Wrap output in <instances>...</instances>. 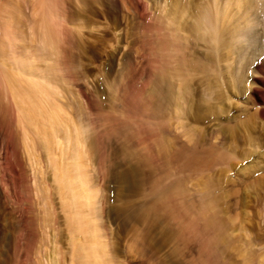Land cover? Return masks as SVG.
<instances>
[{
	"label": "rangeland",
	"instance_id": "rangeland-1",
	"mask_svg": "<svg viewBox=\"0 0 264 264\" xmlns=\"http://www.w3.org/2000/svg\"><path fill=\"white\" fill-rule=\"evenodd\" d=\"M177 1L180 0H13L19 7L14 50L18 56L35 55L39 73L47 72L52 86L59 91L57 100L75 123L88 131L85 143L92 152L88 172L98 195L97 221L102 241L112 251L113 264H216L212 256L214 234L202 213L204 182L208 181L217 185L215 195L221 196L219 217L233 228L224 260L243 264L240 253L244 243L254 242L259 232L264 234V146L253 148L254 144L248 142L250 148L237 137L245 132L240 125L264 109V100L256 101L252 92L260 85L257 81L262 77L264 54L255 57L249 67L246 90L226 88L230 101H213V106L204 102L200 86L204 73L195 71L189 78L191 90L187 98L192 102L188 116L182 120L187 123L185 129L178 128L177 122L175 126L174 120H157L151 114L154 104L149 103V93L158 74L162 70L168 73L163 82L166 95L184 86L174 76V58L185 55L192 61L212 65L214 72L219 62L212 44L186 27L188 23L191 27L200 8L225 6L228 0H182L179 21L173 23ZM229 1L232 6L227 25L235 28L244 22V9L237 6L238 0ZM4 2L0 0V6ZM47 13L53 18L57 39H61L59 54L43 50L40 22ZM261 28L260 34L264 31ZM174 31L179 34L178 40L173 37ZM260 37L264 43V36ZM52 65L55 70L50 69ZM3 77L0 56V264H71V230L48 150L43 149L35 134L25 138L17 105L2 88ZM167 103L166 114L171 117L172 103ZM188 129L196 141L203 136L201 142H207L199 147L201 163L188 169L183 161L177 163L172 158L167 164L160 162L163 144L169 143V154L176 152L175 144L179 149L180 145L189 149L194 145L192 141L188 144ZM223 136L227 138L225 142ZM170 139L172 142L167 141ZM257 142L263 145L264 140ZM228 147L234 150L229 148L230 152ZM226 150L232 158L220 159ZM55 151L53 154L63 164L65 159ZM157 186L172 188L170 203L161 205L155 199ZM263 243H256V250L264 252Z\"/></svg>",
	"mask_w": 264,
	"mask_h": 264
},
{
	"label": "bare ground",
	"instance_id": "bare-ground-1",
	"mask_svg": "<svg viewBox=\"0 0 264 264\" xmlns=\"http://www.w3.org/2000/svg\"><path fill=\"white\" fill-rule=\"evenodd\" d=\"M231 2L232 1L228 0L225 6H219V4L216 2V4L218 5L214 4L213 7L206 6L202 9L200 8V12L198 13L197 17L194 18L195 21L193 22L191 27H189L190 23L187 24V30H192L195 33V36L197 35V37H201V39L205 40L206 42L208 41V44H212L213 54L214 56L216 55L219 58L218 66L216 67L217 69L214 72L212 65L204 63L202 61H192L191 59H188L185 55L183 57L174 58L176 64L173 66L174 76L178 78L180 82L184 84V86L177 87L179 88V92L176 91L177 93H174L173 90H170V93L166 95L163 91V82L168 73L167 71L162 70V72L158 74L154 82L153 91L152 93H149L151 94L149 103L152 102L154 104V107L152 106L153 109L151 114H153L154 117L158 118L157 120H174L175 123H173L175 124V126L177 122L178 128L185 129V125L187 123H185L186 121L183 122L182 120L185 118V115H187V110H189L192 102L189 97L187 98V95L190 93L191 90V83L189 78L194 76L195 71H201L202 73H204V77L200 82V86L201 88H203L202 91L204 94L203 96H205V104L211 105L213 101H221L222 103L225 101H230L229 97L227 96L229 94H226L225 92L226 88L236 89L237 91L246 90V81L248 80L247 71L249 70L251 64H253V61L257 59H255V57L264 54V43L262 41L263 38L260 37V35L264 36V31L262 34H260L259 30V27H262L261 29L264 30V0H238L237 6L241 8V10L244 9V22L243 24L241 23L242 25L239 24L235 28L227 25L230 18L229 11L232 6ZM176 4V17L172 21L173 23H177L179 21V10L182 6V0L177 1ZM137 6L139 5L137 4ZM189 9L190 7L188 8V11ZM48 14L49 13L44 15L42 21L40 22V29L42 30L41 31L39 29L41 33L40 39H42L41 43H43V50H45L46 53L50 52V54L52 53L53 55L55 52V54H59L58 52L61 46L59 44L60 41H58V39H61H57V30L54 29L55 27H53L54 25H52L53 18L51 17V15ZM18 17V4L14 3L13 0H5V2L2 3V6H0V29L2 31L3 36V40H1L0 42V56L4 75L2 88L11 95L17 105L23 131H25V138H27V136H30L29 133L35 134V137H38V139L40 138L39 141L43 145V149L45 147L48 150V157L50 158L49 161L52 164L51 167H53L54 169V179L56 182L55 184L58 186L59 191L62 195L63 205L66 209L63 210L67 211L66 222L69 223V229L71 230V241L69 240V242L72 244L71 264H113V254L111 253L112 251L110 252L108 243L102 241L99 224L97 221L96 198L98 195L96 196V191L93 189L94 186L91 184V176H89L90 174L88 172V157L89 154L91 155L92 152L89 153L90 149H88L89 147L87 148L85 143V133L87 134L88 131L86 132L82 125L76 124V120H73V118L69 116L64 107L58 101L59 97H57V93H59V91L57 89V92L55 90L56 88L52 86V83L50 81L51 78H49L50 76L47 75V72L46 75L39 73V69L35 64V59H33L35 55L30 57L31 55L28 56L29 54L24 55V53H22L23 55L18 56L17 53H15L14 48L16 47V42L18 38L16 30V22L18 21ZM173 33H175L173 37L178 40V32L174 31ZM222 62L224 64L223 66L221 65ZM260 66L262 77L258 79L257 82H259V84L264 88V65L260 64ZM54 68L55 66L52 65L50 69L55 70ZM169 68L170 67H168V69ZM260 85H258V87H255L252 92L253 96L255 97V100L257 99L258 101L262 102V100H264V90H260ZM130 96L131 93L129 94V97ZM127 99L129 100V98ZM169 100L172 103L171 107L173 108L172 110L174 112L172 115L170 114L171 117L166 114L167 109L169 108L167 103ZM125 101L127 102L126 99ZM144 101L145 100H143V102ZM135 103L136 102H134V105ZM143 107L144 105L141 106V108ZM259 118H261L260 120H262L263 123L259 122ZM157 124H161V122H158ZM168 124L170 125L172 123ZM240 126L247 133L244 132V134L242 132L239 134V138L237 137V140L239 142L246 141V144H248V142H252L254 144L253 148H259V146H264L263 142V145H261L260 142V144L257 142L259 140H264V135L262 134L264 133V109L257 110ZM160 128H162V126ZM164 128L165 126L163 127V130ZM165 130L167 131L166 128ZM179 130L180 129H178L177 131ZM238 130L240 131V129ZM186 132L187 133L185 134L187 136L189 135L188 137L190 142H188V144H191V141L192 144L194 143V145L191 146L190 149V146L185 143L186 146H189L187 147L189 151L186 150L187 148L184 147V145L179 146L181 149L180 150L177 146L178 144H175L174 147L176 146L179 150L174 148L176 152L174 153L172 151L174 154H169L170 150L169 147L166 145L168 143L167 141H172L171 139L167 141L164 140V142L167 143L166 145H164L162 142L163 147L162 149H160L161 152L159 151V156L157 155L158 158L162 157V159H160V162L164 161V163L167 164L168 159L172 158V160H176L177 163L183 161V165L185 166V168L188 169H191L192 166H194L195 164L201 163V152L199 151V147H201V145L205 146L207 142H201L204 139L203 136L202 140L200 137V139H197L196 141L194 139L195 137H193L194 133L192 134V131H190L189 129ZM201 132H199L198 134H200ZM233 136H235V134ZM177 139L179 140V137ZM226 140V136H223L222 141L225 142ZM236 143L235 145H239ZM250 144L251 143H249L248 145L251 148ZM224 145L226 144L223 143V146ZM160 146L162 145L160 144ZM229 148L230 147H228V149ZM230 149L232 150L233 147ZM55 150L59 151V153ZM54 151L55 153H58L59 157L65 159V162L63 164L59 163L60 161L58 162V159L56 157L57 155L53 154ZM230 152L226 150L223 153V157L220 159L226 160L230 157L232 158ZM228 161L229 160H227L226 163ZM261 167L264 168L263 165ZM204 183L205 187L203 189H205V196L203 197L204 203L202 202L204 204L202 213H204L205 215L204 221L207 225V228H209L215 236H213V245H215V249L213 248L214 253H212V256L214 257L216 264H228V262H226L227 260H224V253L225 248L229 247L231 243L229 240L232 237L231 230H233V228L230 229L229 222L222 220L221 217H219L221 216V214L219 215V200H221V196L218 197L215 195L217 191V185H214V183L210 181H208L207 184L206 182ZM157 187L156 189L154 188L156 194L154 195L155 199L160 200L161 205L162 203L169 202L171 198L172 188L170 189L167 186H159L160 188H162L158 189L159 187ZM142 209H144L143 211L145 212L147 211V209L145 208H141V211ZM229 218L230 217H228V219ZM241 219V221H243V217ZM241 229L242 232L245 230H243V228ZM263 242L264 234L261 235L259 232V234H256L254 242L248 241L244 243L245 247L242 246L244 252L242 249L240 253L243 258V264L262 263V258H264V252H262L261 249L256 250L255 247L259 245H257L256 243L261 244ZM212 247L210 246V248ZM238 247L239 246H237V249ZM203 250H205V248ZM210 251L213 252L212 250ZM229 255L231 254L229 253Z\"/></svg>",
	"mask_w": 264,
	"mask_h": 264
},
{
	"label": "snow or ice",
	"instance_id": "snow-or-ice-1",
	"mask_svg": "<svg viewBox=\"0 0 264 264\" xmlns=\"http://www.w3.org/2000/svg\"><path fill=\"white\" fill-rule=\"evenodd\" d=\"M249 84H251V80H249Z\"/></svg>",
	"mask_w": 264,
	"mask_h": 264
}]
</instances>
